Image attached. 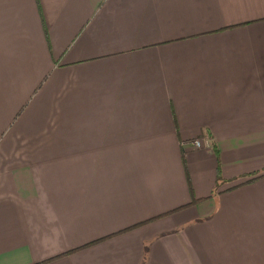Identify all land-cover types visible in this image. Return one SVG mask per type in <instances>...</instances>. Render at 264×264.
Returning <instances> with one entry per match:
<instances>
[{
    "label": "crops",
    "instance_id": "0c3cea01",
    "mask_svg": "<svg viewBox=\"0 0 264 264\" xmlns=\"http://www.w3.org/2000/svg\"><path fill=\"white\" fill-rule=\"evenodd\" d=\"M0 264H264V0H0Z\"/></svg>",
    "mask_w": 264,
    "mask_h": 264
},
{
    "label": "built area",
    "instance_id": "2783aa9c",
    "mask_svg": "<svg viewBox=\"0 0 264 264\" xmlns=\"http://www.w3.org/2000/svg\"><path fill=\"white\" fill-rule=\"evenodd\" d=\"M190 145L194 148H210L211 141L209 139H195L190 142Z\"/></svg>",
    "mask_w": 264,
    "mask_h": 264
},
{
    "label": "trees",
    "instance_id": "16d2710c",
    "mask_svg": "<svg viewBox=\"0 0 264 264\" xmlns=\"http://www.w3.org/2000/svg\"><path fill=\"white\" fill-rule=\"evenodd\" d=\"M211 145H212V149H213V148H214V144L212 143ZM214 150H215V149H214ZM133 226H134V225H133ZM130 227H131V226H130ZM130 227H127V229L130 228ZM125 230H126V229H125Z\"/></svg>",
    "mask_w": 264,
    "mask_h": 264
},
{
    "label": "rangeland",
    "instance_id": "374dc122",
    "mask_svg": "<svg viewBox=\"0 0 264 264\" xmlns=\"http://www.w3.org/2000/svg\"><path fill=\"white\" fill-rule=\"evenodd\" d=\"M212 144V143H211ZM211 147H212V145H211Z\"/></svg>",
    "mask_w": 264,
    "mask_h": 264
}]
</instances>
